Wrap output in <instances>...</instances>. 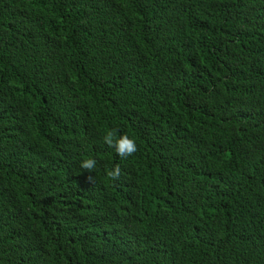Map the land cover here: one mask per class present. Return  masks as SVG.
I'll list each match as a JSON object with an SVG mask.
<instances>
[{"label":"trees","instance_id":"obj_1","mask_svg":"<svg viewBox=\"0 0 264 264\" xmlns=\"http://www.w3.org/2000/svg\"><path fill=\"white\" fill-rule=\"evenodd\" d=\"M0 264H264V0H0Z\"/></svg>","mask_w":264,"mask_h":264},{"label":"clouds","instance_id":"obj_2","mask_svg":"<svg viewBox=\"0 0 264 264\" xmlns=\"http://www.w3.org/2000/svg\"><path fill=\"white\" fill-rule=\"evenodd\" d=\"M103 142L115 150L116 154L122 159H126L137 151L135 140L126 133H120L118 129H106L102 136ZM97 161L94 158H85L80 161V167L88 172H93L96 168ZM107 177L112 181H118L121 177V167L119 164L114 165L106 172ZM88 181L92 184L95 183V177L89 175Z\"/></svg>","mask_w":264,"mask_h":264}]
</instances>
